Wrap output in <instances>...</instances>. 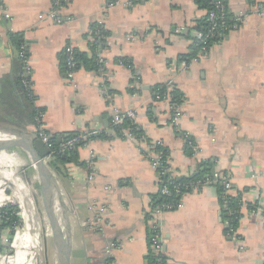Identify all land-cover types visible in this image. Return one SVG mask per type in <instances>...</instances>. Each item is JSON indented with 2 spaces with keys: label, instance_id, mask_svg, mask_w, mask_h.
<instances>
[{
  "label": "crops",
  "instance_id": "0c3cea01",
  "mask_svg": "<svg viewBox=\"0 0 264 264\" xmlns=\"http://www.w3.org/2000/svg\"><path fill=\"white\" fill-rule=\"evenodd\" d=\"M116 1L121 0H68L61 24H54L39 20L52 10L51 0H0V79L15 78L16 51L8 34H20L27 53L22 71L28 69L35 107L44 111V132L91 137L78 147V163L61 167L59 189L76 204L83 226L95 220L93 204L105 208V222L103 230L81 231L69 206H61L62 230L66 233L65 216L72 229L71 264H96L110 244L116 245L112 264H148L147 213L163 180L145 157V144L168 151V168L177 178L211 161L213 175H228L231 195L242 196L234 237L214 188L182 195L180 207L157 222L167 264H264V16L257 14L264 0H224L231 15L244 18L204 54L185 61V68L178 58L191 54L194 32L205 18L195 0L110 6ZM96 29L103 76L81 68L70 86L60 72V54L69 46L90 55ZM158 85L175 87L183 96L184 116L176 125L169 103L153 100L151 89ZM129 110L143 132L137 143L118 137L112 124L114 113ZM23 122H0V136L33 140L35 127ZM9 153L27 159L19 149ZM0 161L11 159L0 155ZM256 206L262 213L249 216ZM30 219L19 217L12 237L7 230L0 233L1 249L29 229ZM24 241L27 251L14 256L8 251L12 264H53L43 235Z\"/></svg>",
  "mask_w": 264,
  "mask_h": 264
},
{
  "label": "trees",
  "instance_id": "16d2710c",
  "mask_svg": "<svg viewBox=\"0 0 264 264\" xmlns=\"http://www.w3.org/2000/svg\"><path fill=\"white\" fill-rule=\"evenodd\" d=\"M197 6L202 10H210V1L209 0H195ZM206 27V19L200 22L196 30L200 32H205ZM8 42L10 46L14 48L16 51V63L15 64V78L13 76H6L0 79V122H6L11 126H17L22 123L24 120L26 123H30L33 127L38 126L41 124V116L43 115L44 111L41 108L35 107V98L33 94H31L26 88H24L21 84L22 81V60L20 56L27 57L26 51L20 50V48L24 45L21 41L20 34H8ZM91 54H83L77 51H73V61L75 63V70H79L84 68L87 71H98L100 65L97 63V51H99V45L95 46L94 44L90 47ZM191 54L186 56H180L178 58L179 61H189L194 58L195 49L191 50ZM26 53V54H25ZM60 62V72L64 77L67 71L65 57L63 52L60 54L59 57ZM123 66L131 67L129 61L121 59L118 61ZM131 90L130 92H133ZM153 100L162 101L165 96H169V105L171 107L182 105L183 96L182 94L175 88L169 87L165 85H158L151 89ZM24 123V122H23ZM129 130V132L136 138L141 139L143 137L142 130L131 120L125 119L120 125L114 126L115 134L122 138L121 131ZM46 133V132H45ZM49 137V142L52 146V153L51 157L52 160L49 163L54 169H56L60 173L61 167L65 164L69 163H78V153L77 149L79 146L84 145L89 138L85 136L84 139H80L78 143L74 146V148L65 150L61 152L60 146L66 143L68 140L80 137L79 134H68L66 137L58 136V135H50L46 133ZM153 151L160 157V161L162 166L157 168V173H159L162 168H167L168 165L165 164L167 157L169 155L168 151L160 144L153 145ZM186 153L190 155L189 150H186ZM213 163L211 161H203L201 162L195 171L190 177L182 178L178 180L177 177L171 179L172 185H177L180 188V192L182 194L189 193L191 191L190 184L195 183L198 181H202L208 178L212 181L211 188L216 190V194L218 197V201L220 206L224 209L223 220L228 221L230 227L236 228V225L240 219V206L242 201L241 194L234 195H223V185L222 181L219 178H214L213 176ZM163 180L164 178H169V174L166 177H161ZM161 179V180H162ZM168 183L166 182L165 185ZM172 185H167L168 190H170L169 196L162 197L159 194L153 196L151 198V208H155L161 203H176L179 201V197H177L173 193ZM18 208L16 206H12L10 204H6L4 208L0 210V233L3 231H8L11 237L15 232V228L20 224L19 217L17 216ZM10 237V238H11ZM166 256L160 255V257L154 256L153 254H148L147 262L148 264H158V262H162L165 264Z\"/></svg>",
  "mask_w": 264,
  "mask_h": 264
},
{
  "label": "built area",
  "instance_id": "2783aa9c",
  "mask_svg": "<svg viewBox=\"0 0 264 264\" xmlns=\"http://www.w3.org/2000/svg\"><path fill=\"white\" fill-rule=\"evenodd\" d=\"M68 0H51V6H52V10L50 12H48L47 14H43L39 17V20H49L54 24H61L60 21V11L63 8V6L66 4ZM147 0H121V1H116L114 4L110 5V6H122V7H133L135 4L137 3H144ZM210 3V10L205 11V19H206V27H205V32H200V31H195L194 32V42L192 45V49H195V55H200V54H204L207 49L210 47V45L212 43L217 42L219 39H221L225 33H227L233 26H235L238 22H240L239 17H243L244 16H234L231 15L228 11L226 2L224 0H209ZM258 16L263 17L264 16V7L259 9V12L257 13ZM100 38H102V36H99L98 33V29L94 30V32L92 33V39L91 42L92 44H94L95 46H98L100 43ZM20 50L22 51H26V46L25 44L20 48ZM73 49L72 47H65L63 49V55L65 57V62H66V67H67V71L66 74L64 76L65 82H67L70 86H74V76L76 73L75 68V63L73 61ZM22 62L24 63L26 61V57L20 56ZM97 63L100 65V68L98 69V71H95V74L98 75L99 77L103 76V66H104V60L102 58V56L100 55V49L99 51H97ZM186 66V62L185 61H181L180 63V67L181 68H185ZM22 81L21 84L24 88H26L31 94V82H30V78H29V71L28 69H24L23 73H22ZM170 97L169 96H165L164 99L162 100V102H166L169 103ZM170 111H171V123L173 125H176L178 123V121L184 116V113L181 109V105H177L174 107L170 106ZM42 118V116H41ZM125 119H129L132 122H135V113L133 111H126L123 113H119L116 112L113 115V120H112V124L114 126L120 125ZM122 133V137L125 138L126 140L133 142V143H137V140L140 139H136L130 132L129 130L125 129L123 131H121ZM34 138L35 139H39L41 140L44 145L46 146V148H48L50 150V155L45 159L47 162H51L52 157H51V153H52V146L49 142V137L48 135H46V133L44 132L41 124H39L38 126L35 127L34 129ZM84 137H75L72 138L70 140H68L66 143L62 144L60 146L61 152H64L66 149H72L74 148V146L78 143V141L80 139H84ZM143 138V137H142ZM153 145L155 144H145L144 148H145V157L151 162L152 166L157 170V168H159V166H162V163L160 161V157L153 151ZM165 164L168 165L167 160L165 161ZM167 174L169 175V178H164V180L161 177H166ZM159 177L163 180L162 182V186L159 190V195L162 197H166L169 196V194L171 193L170 190H168L167 185H172L171 183V179L174 178V176L170 173V169L167 167L162 168V170L158 173ZM214 178H219L222 181V185H223V195H231V191H232V186H231V182H230V177L228 175H213ZM166 182L168 183L167 185ZM212 184V181H210L208 178L202 180V181H198L195 183H191L190 187H191V191L189 193H193V192H200L201 190H203L206 187H210ZM173 188V193L179 197V201H177L176 203H161L158 206H156L155 208H151V202L149 205V210L147 213V217L150 218V231H149V240H148V254H153L154 256L160 257V255H164L163 252V245L161 243V236L158 230V226H157V222L158 219L160 218V216L165 213V212H171L174 211L176 209H178L180 207V197L184 194H182L180 192V188L177 185H172ZM188 194V193H185ZM6 204H2L0 205V210L2 208H4ZM10 205L15 206L13 203H10ZM241 206H242V201H241ZM240 206V208H241ZM90 210L94 212L95 214V220L93 222L89 223H84V227L88 228L89 230L92 231H97V230H103V222H105L104 217H103V213L105 212V208H103L102 206H98L96 204H93L90 206ZM223 208H222V212H223ZM262 210L259 207H255L254 209L249 211V216L254 215V214H261ZM17 216L20 217V214L17 213ZM224 221V220H223ZM224 225L225 228L228 232V234L230 236H234L235 237V229L236 228H232L230 227V224L228 221H224ZM20 224L17 226V228H15V233H17L18 228H19ZM10 243V241H6V245L9 246L8 244ZM116 245H107V247L104 248V263L103 264H112L111 260H110V256H111V251L113 249H115ZM13 247V246H11ZM119 248V245L117 246V249ZM7 253H5L3 256H6ZM158 264H162V262H158ZM165 264H167V262H165Z\"/></svg>",
  "mask_w": 264,
  "mask_h": 264
},
{
  "label": "rangeland",
  "instance_id": "374dc122",
  "mask_svg": "<svg viewBox=\"0 0 264 264\" xmlns=\"http://www.w3.org/2000/svg\"><path fill=\"white\" fill-rule=\"evenodd\" d=\"M9 157L12 162L0 161V205L13 203L18 208V214L23 219L31 218L29 229H23L18 240L12 244L10 242L7 249L0 247V264H12L11 256L16 255L18 251H27L24 247L28 245L24 240L28 235H43L49 247L50 259L55 258V248L52 236L49 229V223L45 215L40 187L37 176L30 168L20 167L26 160L21 158L18 154L7 153L0 154ZM12 180L18 182V185L13 184ZM20 187V188H19ZM25 210V214H23ZM33 219V220H32ZM34 221V223L32 221ZM25 228V227H24ZM12 241V240H11ZM41 244V242H40ZM13 246V247H11ZM13 249V250H12ZM10 251L11 256H3ZM4 253V254H3ZM26 264V263H25Z\"/></svg>",
  "mask_w": 264,
  "mask_h": 264
},
{
  "label": "water",
  "instance_id": "95a60500",
  "mask_svg": "<svg viewBox=\"0 0 264 264\" xmlns=\"http://www.w3.org/2000/svg\"><path fill=\"white\" fill-rule=\"evenodd\" d=\"M63 137V136H62ZM14 149H19L26 154L27 159L25 163L21 165L22 168H30L37 176L41 200L43 204V209L45 212V202H44V193L41 187V179L54 188L61 199V203L64 209L67 210L69 206V212L76 221V225L82 231L83 221L79 218V215L76 213V204L69 200L68 196L63 194L59 187L61 181V174L54 169L49 162L45 159L50 155V150L46 148L44 143L39 139H33L31 141H26L24 139H12V138H0V154H7ZM12 162V161H11ZM181 178H178L180 180ZM67 207V208H66ZM76 213V215H75ZM46 215V212H45ZM47 217V215H46ZM50 217V216H49ZM49 226L51 225V220L47 218ZM64 225L66 229V238L61 241H57L55 237H52L54 248H55V258L53 264H71L72 254H73V245H72V229L70 226V219L68 216L64 218ZM164 252V248H163ZM104 259L97 261L96 264H103Z\"/></svg>",
  "mask_w": 264,
  "mask_h": 264
},
{
  "label": "bare ground",
  "instance_id": "6f19581e",
  "mask_svg": "<svg viewBox=\"0 0 264 264\" xmlns=\"http://www.w3.org/2000/svg\"><path fill=\"white\" fill-rule=\"evenodd\" d=\"M2 138V136H0ZM41 187L44 193L45 212L47 217L51 220L52 237H55L57 241L63 242L66 238V233L62 230L60 220V209L62 206L61 199L58 192L44 182L42 179ZM50 216V217H49Z\"/></svg>",
  "mask_w": 264,
  "mask_h": 264
}]
</instances>
